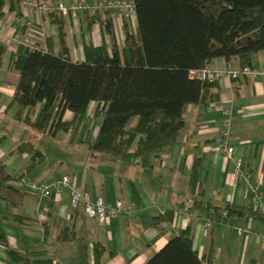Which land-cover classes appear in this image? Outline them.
<instances>
[{
  "label": "crops",
  "instance_id": "1",
  "mask_svg": "<svg viewBox=\"0 0 264 264\" xmlns=\"http://www.w3.org/2000/svg\"><path fill=\"white\" fill-rule=\"evenodd\" d=\"M67 1L94 3L99 0ZM20 13L44 31L45 41L54 53L60 50L58 26L61 24L65 45L74 61L84 59V45L104 42L110 48V38L103 26L98 20L88 24L86 14L74 18L59 13L37 14L21 6L15 10H10L8 5L4 7L0 15V42L6 45L7 51L0 64V164L12 176L25 173L24 177L47 182L69 174L90 200L101 198L105 203H113L119 198L125 212L101 224L87 216L82 205L71 206L68 190L59 197L44 200L26 192L16 208L0 199V264H24L9 256L8 250L30 261H41L34 264H144L175 232L187 226L192 231L193 248L199 256L209 259L210 264H250L252 261L264 264V220L252 214L222 215L226 205H243L254 210L257 200L264 204V75L232 79L222 74L213 89L216 100L186 107L181 133L152 161L150 168L136 164L126 167L116 157L90 152L87 143L76 144L77 138L70 142L68 134L63 132V142L79 152L72 161L74 168L62 169L59 173L39 164L26 171L31 151L16 150L22 142L20 127L25 126L13 117L16 105H9L19 77L8 66L9 54L24 44L27 30L16 21ZM130 17L125 23L134 32V12ZM118 20L121 19L118 17ZM113 25L117 42L118 36L123 42L125 27L116 25L115 14ZM212 62L220 70L225 69L227 62L239 67L236 60L223 57H216ZM251 65L264 66L263 51L253 54ZM209 104L215 106L209 109ZM97 106V102H90L87 114L91 115V109L94 111ZM217 106H230V142L236 147L243 167L251 172L252 181L259 180L257 192L231 175L232 161L215 149L223 119ZM70 116L71 112L66 111L65 118ZM97 118L88 128V141L96 135L100 123L96 124ZM194 162L196 178L191 187ZM195 201L200 205H193ZM206 202L210 205L205 206ZM215 207L220 208L219 212ZM39 208H46V217L32 218L30 213ZM129 209H134V213L128 214ZM168 210L173 211L171 228L160 232L152 226V218ZM65 227L74 230L75 236L58 241L57 235Z\"/></svg>",
  "mask_w": 264,
  "mask_h": 264
},
{
  "label": "trees",
  "instance_id": "2",
  "mask_svg": "<svg viewBox=\"0 0 264 264\" xmlns=\"http://www.w3.org/2000/svg\"><path fill=\"white\" fill-rule=\"evenodd\" d=\"M21 1L0 0V15L6 5L15 10ZM132 1L136 27L133 32L124 23L123 46L115 35L116 12L107 9L95 16L86 14V19L88 24L100 22L110 38V48L104 42L84 45L82 61L71 58L60 21L57 53L49 42L46 49L19 44L9 54L8 66L19 75L9 105H16L15 120L38 133L54 137L64 132L70 142L79 135L78 141L87 143L90 152L116 157L126 167L136 164L150 168L181 133L186 107L216 100V80L190 76V71L205 68L216 57L236 60L243 68L251 65L253 54L264 52V0ZM6 51V45L0 42V64ZM92 101L98 106L88 115ZM66 111L71 112L69 118H65ZM90 117L101 120L95 137L88 141L86 122ZM16 150L31 151L26 171L44 160L43 152L31 141H22ZM195 165L191 187L196 178ZM24 175L12 176L0 164V199L15 208L26 195L16 185ZM194 204L200 205L199 201ZM225 210L227 215L252 214L264 220L247 206L226 205ZM172 217V210L162 212L152 218V226L162 232L161 224L171 223ZM74 236V230L65 227L57 240L68 241ZM7 252L24 264L41 262L12 250ZM144 264H210V260L193 248L192 231L187 226L175 232Z\"/></svg>",
  "mask_w": 264,
  "mask_h": 264
},
{
  "label": "built area",
  "instance_id": "3",
  "mask_svg": "<svg viewBox=\"0 0 264 264\" xmlns=\"http://www.w3.org/2000/svg\"><path fill=\"white\" fill-rule=\"evenodd\" d=\"M20 6L24 9H31L37 14L59 13L66 16L76 18L80 14H88L95 16L102 13L104 10L113 12L133 13L134 4L132 0H99L94 3L76 2L67 0H58L55 3H49L43 0H22ZM16 21L20 26L26 27V40L23 43L31 48L46 49L45 34L42 29L33 25L24 13L16 17ZM1 30V21H0ZM222 74L229 76L232 79H237L247 75H264V66H245L243 68H235L231 62H227L225 69H217L213 62L208 63L205 68L198 71H190V76L199 79L217 80ZM215 105L209 104L211 109ZM223 114V119L220 121V136L216 143L215 149L226 160H231L233 163L231 175L238 180L244 182L245 186L253 191H258V179L252 181V174L249 170L243 167L242 159L236 155V147L230 142V123L231 110L230 106H217ZM18 184L22 189L34 195L38 200L49 199L51 197H59L64 190H68L70 194V203L73 208L82 205L84 213L96 218L101 224L118 217L125 212L124 204L121 199H116L113 203H105L101 198L90 200L87 193L84 192L77 184L75 178L69 174L63 175L55 181H42L28 177H21ZM258 199V198H257ZM254 210L264 218V204L257 200ZM46 208H39L30 216L34 219H44ZM128 214L134 213V209L127 210ZM222 215L226 216L227 211H222ZM161 227L164 230L171 228V223L163 222ZM241 230L238 229V232ZM264 238V236H263Z\"/></svg>",
  "mask_w": 264,
  "mask_h": 264
},
{
  "label": "rangeland",
  "instance_id": "4",
  "mask_svg": "<svg viewBox=\"0 0 264 264\" xmlns=\"http://www.w3.org/2000/svg\"><path fill=\"white\" fill-rule=\"evenodd\" d=\"M116 15V25H120L121 27H124V23L127 21V19H131V13H114ZM121 19L118 20V17ZM44 32V31H43ZM26 40V37L24 39ZM118 42L120 46H123V42L121 39V36H118ZM93 109H91V112ZM93 117H90L87 120L88 127H91L93 125ZM101 119L98 117L95 119L96 124L99 123ZM22 127V126H21ZM21 132L19 134L20 139L22 141H31L33 142L34 146L37 149H40L44 154V160L41 163V166L47 167L49 169L53 168L55 171L61 173L62 169L67 170L69 168H74V165H72V161L74 158L78 157L79 152L76 150V148L69 147V144L64 143L62 139L63 132L57 133L56 137L44 135L36 132L35 130L28 128V127H22ZM79 135H77V138ZM78 144V140L75 142ZM28 153L30 150H27ZM31 154V153H29ZM60 161V162H59Z\"/></svg>",
  "mask_w": 264,
  "mask_h": 264
}]
</instances>
